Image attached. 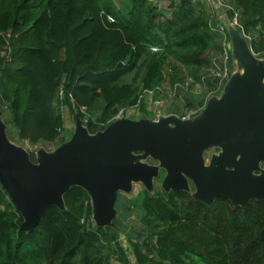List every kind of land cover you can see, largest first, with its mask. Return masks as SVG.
I'll return each instance as SVG.
<instances>
[{
  "label": "trees",
  "instance_id": "16d2710c",
  "mask_svg": "<svg viewBox=\"0 0 264 264\" xmlns=\"http://www.w3.org/2000/svg\"><path fill=\"white\" fill-rule=\"evenodd\" d=\"M198 2L0 0V109L17 136L67 140L63 104L91 133L120 109L148 112L142 92L162 98L165 80L184 83L179 66L218 92L220 78L201 71L220 45L219 27L229 36ZM225 9L229 19L237 13V28L254 34L250 46L262 54L264 0H230ZM139 69L137 83L124 80ZM191 95L186 108L199 109L204 97ZM63 199L64 208L50 205L25 229L0 183V264H264V199L235 204L222 195L204 201L188 189H141L129 199L145 231L142 242H130L133 259L112 227L92 223L84 188L71 186Z\"/></svg>",
  "mask_w": 264,
  "mask_h": 264
},
{
  "label": "water",
  "instance_id": "95a60500",
  "mask_svg": "<svg viewBox=\"0 0 264 264\" xmlns=\"http://www.w3.org/2000/svg\"><path fill=\"white\" fill-rule=\"evenodd\" d=\"M227 32L241 71L197 117H118L91 133L76 114L73 134L52 151H37L33 161L6 138L0 115V183L23 217L21 227L36 225L50 205L64 208L63 195L75 185L88 193L97 224H114L116 190L129 191L135 179L150 188L158 172L131 150L159 160L165 190L188 189L190 181L194 197L204 201L218 195L235 204L264 199V168L255 171L264 161V62L234 26ZM211 145L221 152L206 165L203 151Z\"/></svg>",
  "mask_w": 264,
  "mask_h": 264
},
{
  "label": "rangeland",
  "instance_id": "374dc122",
  "mask_svg": "<svg viewBox=\"0 0 264 264\" xmlns=\"http://www.w3.org/2000/svg\"><path fill=\"white\" fill-rule=\"evenodd\" d=\"M209 2V8L210 3L213 7H211L209 10L206 9L209 12V17H218V12L220 13L222 11L221 7V0H206ZM215 15V16H214ZM226 25H234V28L238 30L242 38L244 39L245 43L248 45L249 49L254 53L257 59L262 60L264 62V51L262 54L255 53L250 46V40L252 38L253 33L247 32L244 33L242 29L238 26V23L234 22V19H229L228 17H225ZM225 34V33H224ZM220 36V34H219ZM229 36V35H228ZM222 35L219 37L220 39V45L218 46V49L209 51L210 55V63L209 66L202 68V77L205 75H208L209 72H212V59L215 57H218L222 50ZM229 38V37H228ZM230 40V38H229ZM229 55V69L226 75H221L220 81L218 83V92L212 89V86L206 85L198 80H196L193 76L189 75L188 70L182 66H179V73L184 75L185 78L183 81L190 80L191 84H189L187 87H180L181 90L177 91V89H174V86L169 84L167 80H165L160 85V91L162 94H165L162 98L156 97L154 92H142V96H145L146 98V108L148 112H142L138 109L137 106H132L129 108H124L122 113L119 117H130V118H139L142 114H145L149 118H158L160 116H169V115H176V116H182L190 112H196L191 115V118L199 116V114L202 113L203 109L211 100L212 98H218L220 95L224 92L225 86L227 85V82L229 81L231 75L236 72H240L241 68L237 65L235 59L232 56V50H231V43H230V51L228 53ZM141 70H134L132 73L127 74L124 76L125 81L133 82L134 84L138 82L139 77L141 75ZM193 82V83H192ZM193 96L194 98H201V96L204 97V103L201 105V107L198 108H186L185 105V97L188 95ZM61 111L64 117V126H65V132L70 133V136L73 134L76 124V113H70L67 109V107L63 104L61 106ZM0 115L2 118V121L5 123V135L6 138L14 145H18L22 147L30 156V152L36 153L40 149H44L47 151H52L55 149L60 143L58 141H46V142H38V143H31L28 140L20 139L17 136V133L12 126L11 122L9 121V115L7 111H2L0 109ZM87 117L88 114H87ZM115 119V118H114ZM82 120V119H81ZM82 123L85 125V119L82 120ZM86 126V125H85ZM69 136V137H70ZM68 137V138H69ZM221 152V148L216 145H211L204 149L203 151V158L206 165L210 164L213 161V157L219 155ZM132 155L135 159H139L140 161H144L150 165H154L157 167V173L152 174L150 176V182L151 187L148 188L145 185V181L143 180H132L131 189L129 191L123 190V189H117L116 190V198L114 202V210H115V217L116 221L112 225H105L110 226L113 228V232L116 234L117 240L121 242L122 246L126 249V251L129 253L130 258L133 259L132 256V246L131 241H138L142 242L145 237V231L143 230V224L141 223L139 219V213L140 208L139 207H133L129 201V199L134 196L139 190L146 188L149 190L150 193H153L155 189H162L165 190L162 186V178L165 174V170L160 165L159 160L152 157L151 155H144L143 151L141 150H131ZM264 168V161L259 162V166L255 171L259 172ZM164 171L162 174L161 179L158 181L156 180L160 174L161 171ZM189 190L194 191L193 184L189 181ZM140 210V211H139ZM90 220L95 225L99 226L96 222V217L93 212H91ZM104 227V226H101ZM151 243L148 242L146 246H150ZM110 260L113 262L114 257L111 256Z\"/></svg>",
  "mask_w": 264,
  "mask_h": 264
},
{
  "label": "built area",
  "instance_id": "2783aa9c",
  "mask_svg": "<svg viewBox=\"0 0 264 264\" xmlns=\"http://www.w3.org/2000/svg\"><path fill=\"white\" fill-rule=\"evenodd\" d=\"M109 19V18H108ZM219 31L222 33V50L218 57H215L212 59V72H209L208 75L213 76H221L226 75L228 72L229 67V51H230V40L226 37L224 34V29L222 26L219 27ZM156 47L151 46V50H155ZM220 78V77H219ZM189 84H191L190 80H186L184 83H175L174 89H177L178 86L180 87H187ZM143 92H149L153 93L152 90H144ZM123 109H120L119 112L115 115L114 118H118L120 114L122 113ZM196 112V110H195ZM195 112H190L185 115L180 116L181 118H190L191 115Z\"/></svg>",
  "mask_w": 264,
  "mask_h": 264
},
{
  "label": "crops",
  "instance_id": "0c3cea01",
  "mask_svg": "<svg viewBox=\"0 0 264 264\" xmlns=\"http://www.w3.org/2000/svg\"><path fill=\"white\" fill-rule=\"evenodd\" d=\"M161 1V0H160ZM194 2H196V3H199L198 1H201L202 3L200 4V6L202 5V7L203 8H205V9H210L211 7H213L212 6V4L210 3V8H209V2L208 1H206V0H193ZM162 2H163V0H162ZM219 2H220V0H219ZM221 7H223L222 8V11L219 13L218 12V20L220 21V23L221 24H224L225 25V27L227 28V30H228V26L226 25V21H225V17H227V15H226V7H230V0H221ZM207 11V10H206ZM237 13H236V15H235V17L234 18H232V19H234V22L235 23H238V21H237ZM232 26H234V25H232Z\"/></svg>",
  "mask_w": 264,
  "mask_h": 264
}]
</instances>
